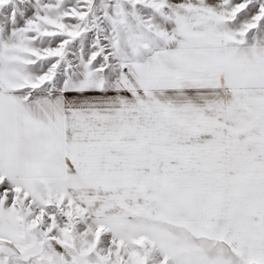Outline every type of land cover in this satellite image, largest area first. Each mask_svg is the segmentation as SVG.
I'll list each match as a JSON object with an SVG mask.
<instances>
[{"label": "snow or ice", "instance_id": "1", "mask_svg": "<svg viewBox=\"0 0 264 264\" xmlns=\"http://www.w3.org/2000/svg\"><path fill=\"white\" fill-rule=\"evenodd\" d=\"M0 264H264V0H0Z\"/></svg>", "mask_w": 264, "mask_h": 264}]
</instances>
